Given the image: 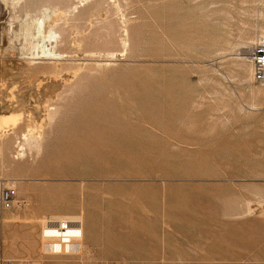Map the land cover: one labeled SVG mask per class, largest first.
Returning a JSON list of instances; mask_svg holds the SVG:
<instances>
[{"label":"rangeland","instance_id":"1","mask_svg":"<svg viewBox=\"0 0 264 264\" xmlns=\"http://www.w3.org/2000/svg\"><path fill=\"white\" fill-rule=\"evenodd\" d=\"M91 1L46 20L70 44L35 68L31 16L0 0V123L43 136L15 159L0 129V178L27 202L0 224L3 256L264 264V87L233 58L264 0Z\"/></svg>","mask_w":264,"mask_h":264},{"label":"bare ground","instance_id":"2","mask_svg":"<svg viewBox=\"0 0 264 264\" xmlns=\"http://www.w3.org/2000/svg\"><path fill=\"white\" fill-rule=\"evenodd\" d=\"M8 1H10L11 2V6H12V10H13V12H15V13H19V14H22V15H25V16H31V18H32V25H35V27H36V29H37V31H36V33L35 34H31L30 33V38H32V40H31V44L33 45V48H35L36 49V51H37V53H36V57H34L33 59L35 60H41L40 62H35V61H33V62H31L30 64H31V66L32 67H35V68H38V67H49V66H46L45 64H43V62L44 61H47V62H49V64H47V65H51V67L52 66H56L57 65V63L58 62H60L61 60L63 61V60H65L64 58H65V54H64V52H62V51H60V50H58V46L60 47L61 45H66V44H70L69 43V40L70 39H68V38H66L65 37V35H62V34H64V31H65V28H63L64 27V25H66V24H68V22L66 23V21L65 22H63V25H62V23L60 24V23H58V21H59V19H54L53 21H54V23H55V27L57 26L58 28H60V32H57L56 30H55V28H54V26H51L50 25V30L47 32L46 31V27H45V25L47 24L46 23V20H48V19H51V17H52V15H54L56 12H57V8L59 9V10H61V13L62 14H65V12H69V10L70 11H73L71 14H73L75 11H76V8H77V6L74 4V6H72V7H70L69 5H67V3H69L68 2V0H8ZM80 1V0H79ZM87 1V0H86ZM94 1V2H93ZM93 1H91V5H94V8H96V9H98L100 6H101V4H102V2L104 1V0H93ZM93 2V3H92ZM7 3V2H6ZM82 3V2H81ZM86 3V2H85ZM87 4V3H86ZM79 8V7H78ZM120 8H121V6H120ZM75 10V11H74ZM261 10V9H260ZM89 11H90V9H89ZM88 11V13H90ZM97 11V10H96ZM37 12H40V14L38 15V16H34V13H37ZM98 12V11H97ZM261 12V11H260ZM70 13V12H69ZM13 15V14H12ZM87 16H89L88 14H87ZM262 16V15H261ZM13 17H14V15H13ZM23 17V16H22ZM76 17V16H75ZM71 18V17H70ZM78 18H81V19H83V17L81 16H79ZM87 18V17H86ZM69 19V18H68ZM73 19V18H72ZM72 19H70L71 21H72ZM96 19V18H95ZM74 20H75V18H74ZM77 20H79V19H77ZM90 20V19H89ZM77 22V21H76ZM75 22V23H76ZM66 23V24H65ZM70 23H74V22H70ZM78 23H80V21H78ZM77 23V24H78ZM105 25L106 24H103V26L105 27ZM108 25V24H107ZM106 25V26H107ZM262 26H264L263 24L261 25V27L259 28V31L257 32V33H249L248 35H246V33H245V35L247 36H245V38L238 44V46H236V47H238V48H235V49H237V50H235V51H237V53H236V55L237 56H235L234 55V57L233 58H238V60L240 61L239 63H237L236 62V64H239V66L242 68V70L244 71V67H247V68H245V70L247 69L249 72V75H247L246 77H248L251 81H253L252 80V68H251V64L249 63V61H248V58H247V56H246V52L244 51V52H241V49L242 48H245V47H242V46H247L248 44H250V41H256L258 38H260V37H264V27H262ZM73 27H75V24H73ZM110 27H111V25H110ZM109 26H108V28H110ZM78 28V27H77ZM103 28V27H102ZM67 29V28H66ZM22 31V30H21ZM70 31V30H69ZM249 32H250V30H248ZM252 31V30H251ZM256 31V30H255ZM33 32H34V30H33ZM98 32V31H97ZM245 32V31H244ZM243 32V33H244ZM253 32H254V30H253ZM22 33V32H21ZM65 33H66V31H65ZM73 33V32H72ZM108 33V32H107ZM107 33H106V35H107ZM67 34V33H66ZM98 34V33H97ZM101 34V33H100ZM254 34V35H253ZM69 35V34H68ZM98 36H101V35H98ZM69 37V36H68ZM96 37V36H95ZM72 38V37H71ZM93 38H94V36H93ZM103 38V37H102ZM118 38V37H117ZM242 38V37H241ZM25 39H26V37H25ZM96 39H100V38H96ZM104 39V38H103ZM107 39V38H106ZM101 40V39H100ZM99 40V41H100ZM105 40V39H104ZM108 40H110L111 41V39H108ZM240 40V39H239ZM238 40V41H239ZM24 41V40H23ZM72 41V40H71ZM98 41V42H99ZM113 41V40H112ZM29 42V41H28ZM109 42V41H108ZM117 42V41H116ZM121 42H122V45L123 46H127V42H125V40L124 39H122L121 40ZM222 42V41H221ZM224 42H226L227 43V41H225V39H224V41H223V43ZM80 43V42H79ZM103 43V42H102ZM106 43V42H105ZM119 43V42H118ZM223 43H222V45H223ZM29 44V43H28ZM27 44V45H28ZM81 44V43H80ZM92 44H94V43H92ZM99 44V43H98ZM100 44H101V41H100ZM99 44V45H100ZM225 44V43H224ZM233 44H234V42H233ZM25 45V44H24ZM75 45V44H74ZM110 45V44H109ZM120 45V44H119ZM226 45V44H225ZM235 45H237V43L235 44ZM251 45V44H250ZM71 46V45H70ZM234 46V45H233ZM233 46H232V48H233ZM29 47H30V45H29ZM223 47H225V46H223ZM31 48H32V46H31ZM228 48L230 49V47L228 46ZM223 49H227V47L226 48H222V50ZM228 49V50H229ZM30 50V49H29ZM231 51H232V49H230ZM35 51V52H36ZM64 51V50H63ZM224 52L226 51V50H223ZM231 51H229V52H231ZM243 51V50H242ZM233 52H234V50H233ZM228 53V52H227ZM75 54V53H74ZM220 54V53H219ZM234 54V53H233ZM90 55L91 56H93V55H95V53H90ZM114 55V52H108L107 53V56L108 57H110V56H113ZM221 55V54H220ZM230 55H232V54H230ZM32 56H33V54H32ZM106 56V57H107ZM224 56V55H223ZM221 57V56H220ZM236 58V59H237ZM247 62V63H246ZM42 64V65H41ZM60 64V63H59ZM37 65V66H36ZM238 65H236V67L237 68H240ZM53 68V67H52ZM236 68V70H241V68L240 69H237ZM241 70V71H242ZM246 70V71H247ZM238 73V72H237ZM243 72H241V73H238L237 75L239 76V77H241L239 74H241V75H244V73L242 74ZM245 77V76H244ZM243 77V78H244ZM247 78V79H248ZM256 84V83H255ZM263 87V86H262ZM57 112V111H56ZM51 114V113H50ZM54 114V113H53ZM52 117H54L53 115H52ZM18 118H10L9 120L7 119H5L4 121H2L1 123H0V129L2 130V129H5L4 131H8L9 133H7V137L8 138H11L12 140H14L15 139V142H16V148L17 149H15L16 150V155L14 156V158L15 159H19L20 157H24L25 156V150L28 148L30 151H33V150H35V151H40L41 150V142H42V140H43V136H41V133H38L37 131H36V126H32V127H29V128H27V129H25V130H21V124L19 125V123H20V121H19V123H18ZM22 123V122H21ZM25 126H27V125H25ZM24 126V127H25ZM24 127H22V129L24 128ZM28 127V126H27ZM3 134H4V132H3ZM9 134V135H8ZM43 135V134H42ZM2 135H0V137H1ZM4 136V135H3ZM10 140V139H9ZM14 143V142H13ZM3 144V143H2ZM1 144V145H2ZM9 144H10V142H9ZM15 144V143H14ZM14 146V145H13ZM2 149V148H1ZM18 180V179H17ZM11 181H12V179H11ZM13 182H15L16 183V181L15 180H13ZM14 184V183H13ZM18 196V195H17ZM27 200V199H26ZM23 205H27V202L26 201H24V204ZM23 205H20V206H16L15 208H20L21 206H23ZM15 208H13V209H11V210H8L7 212L9 213V212H13L14 211V209ZM7 214V213H6ZM6 214H5V216H6ZM5 216H4V220H3V222L5 221ZM2 222V223H3ZM3 235V234H2ZM1 235V236H2Z\"/></svg>","mask_w":264,"mask_h":264},{"label":"built area","instance_id":"3","mask_svg":"<svg viewBox=\"0 0 264 264\" xmlns=\"http://www.w3.org/2000/svg\"><path fill=\"white\" fill-rule=\"evenodd\" d=\"M247 58L252 68V80L254 83L264 87V37L258 38L247 49ZM19 200L17 189L9 179L0 178V224L4 220L5 213L16 206L23 205ZM65 229V228H64ZM0 264H39L31 260H17L5 258L0 244Z\"/></svg>","mask_w":264,"mask_h":264},{"label":"crops","instance_id":"4","mask_svg":"<svg viewBox=\"0 0 264 264\" xmlns=\"http://www.w3.org/2000/svg\"><path fill=\"white\" fill-rule=\"evenodd\" d=\"M6 213H7V212H6ZM6 213H5V214H6ZM9 213H10V212H9ZM9 213H7V215L5 216V220H6V217L8 216ZM10 234H11V233H10ZM10 234H5V236L8 237V236H10ZM3 237H4V235H3ZM3 239H4V238H3ZM88 242H89V240H88ZM0 244H1V242H0ZM1 246H2V244H1Z\"/></svg>","mask_w":264,"mask_h":264}]
</instances>
